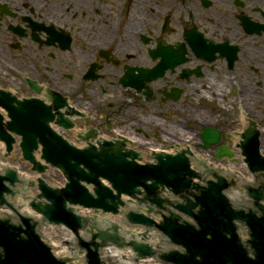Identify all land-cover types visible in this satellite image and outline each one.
Listing matches in <instances>:
<instances>
[{
  "label": "flooded vegetation",
  "instance_id": "1",
  "mask_svg": "<svg viewBox=\"0 0 264 264\" xmlns=\"http://www.w3.org/2000/svg\"><path fill=\"white\" fill-rule=\"evenodd\" d=\"M26 78L142 154L202 151L204 126L238 155L257 136L264 154V0H0V87L30 91Z\"/></svg>",
  "mask_w": 264,
  "mask_h": 264
},
{
  "label": "water",
  "instance_id": "2",
  "mask_svg": "<svg viewBox=\"0 0 264 264\" xmlns=\"http://www.w3.org/2000/svg\"><path fill=\"white\" fill-rule=\"evenodd\" d=\"M63 104L57 101L54 109ZM0 108L7 116L4 120L0 113V141L5 145L6 154L12 150L18 136L21 160L31 164V171L42 173L50 165L66 177L60 188H53L37 178L39 193L29 201V206L40 215L38 217L22 213L21 205H14L16 197L26 191L27 181L19 178L13 168H3L0 208L9 209L12 214L0 213V264H73L76 257L55 256L51 246L41 239L37 231L41 218L47 223L62 224L76 235L84 227L89 237L80 238L77 243L78 252L83 253L82 264H114L100 257V250L108 245L129 246L136 255L134 260L153 256L169 264H264V207L258 203L264 197V185L244 188L198 159L194 167L202 175L204 184L194 182L192 178L198 174L190 168L186 155L189 150L175 155L156 154L153 163H138L137 154L123 150L121 141L116 144L103 140L98 146L89 142L88 146L78 148L52 130L49 122L53 121L54 114L50 106L36 97L17 99L10 92L0 90ZM58 115L55 120L58 126L64 129L72 126L62 113ZM203 140L206 145L218 142V138L209 133ZM39 146L40 158L45 164L35 158L34 152ZM222 155L231 156L223 150L216 158ZM251 170L263 171L264 167H251ZM104 179L109 185L102 182ZM34 184L30 181V185ZM87 185H92V191ZM163 187L170 188L180 199L156 195V190ZM230 188L244 190L254 199L257 211H245L240 204L235 205L225 194ZM140 193L143 196L136 197L137 201L149 202L145 205L147 215L139 209H125L123 220L130 225L156 229L160 241L169 245L168 250L159 246L154 249L134 239L127 241L119 234L120 227L115 223L98 228L95 223H87L90 217L78 215L73 207L116 214L124 204L122 194ZM164 203L169 205L167 209ZM163 209L166 212L163 213ZM13 214L17 216L16 221L12 219ZM155 215L159 217L158 222L153 218ZM243 222L249 228L247 244L238 233Z\"/></svg>",
  "mask_w": 264,
  "mask_h": 264
},
{
  "label": "rangeland",
  "instance_id": "3",
  "mask_svg": "<svg viewBox=\"0 0 264 264\" xmlns=\"http://www.w3.org/2000/svg\"><path fill=\"white\" fill-rule=\"evenodd\" d=\"M7 83H9L8 81H3V85H2V87H6V85H7ZM8 88V87H7ZM29 95L30 94V91H27V92H21V95ZM186 137V136H185ZM180 140H182V139H184V138H179ZM178 139V140H179ZM154 140H150V142H153ZM170 141V140H169ZM160 142H161V140H160ZM164 142V141H163ZM186 142V141H185ZM190 142H192V144H194L193 143V141L192 140H190ZM187 143V142H186ZM0 160H1V153H0ZM5 161H10V162H14V161H16V159H15V157L13 158V159H4ZM71 235H70V233L69 232H67V230H65V229H59V230H56V231H51V236L50 235H48V238L49 237H51L52 238V241H54L55 242V244H56V246H57V248H58V246L59 247H61L62 249H66V247H67V245H65L64 243H63V239L65 238V237H70ZM65 239H68V238H65ZM69 240V239H68ZM70 241V240H69ZM71 242V241H70ZM61 248H58L57 249V251H59V249H61ZM61 249V250H62Z\"/></svg>",
  "mask_w": 264,
  "mask_h": 264
},
{
  "label": "bare ground",
  "instance_id": "4",
  "mask_svg": "<svg viewBox=\"0 0 264 264\" xmlns=\"http://www.w3.org/2000/svg\"><path fill=\"white\" fill-rule=\"evenodd\" d=\"M222 85L224 86L225 84H223L222 83ZM43 92L41 93V95L43 96ZM67 103V102H66ZM66 105H64V107H62L61 109H60V111L64 114V115H67V111H66ZM96 137H94V138H92L91 139V142H93V143H96L97 141V139H95ZM236 139H237V137H236ZM101 140L102 139H98V141H100L101 142ZM116 144H117V142H115ZM124 150H125V147L123 148ZM176 150V149H175ZM175 150H172V152H174ZM137 154V159H136V161L138 162V163H142L143 161H145L144 159H146V155H144V154H142V155H140V154H138V153H136ZM102 181H104V183L105 182H107V181H105V179L104 180H102ZM105 184H108L109 185V183L107 182V183H105ZM90 187L92 186V185H89ZM164 190H165V188H164ZM140 194H142V193H140ZM132 196H128V195H126V194H122L121 195V198L125 201L124 202V204L122 205V206H124V205H126V204H130V203H132V201L131 200H126V199H128V198H131ZM134 204V203H133ZM137 231H140V229H138V228H132V230L130 231V232H134V234L135 235H137ZM47 233V232H46ZM151 235L153 234V233H150ZM47 235V234H46ZM59 247V246H58ZM59 248H61V247H59ZM60 251V250H59ZM120 263L121 264H127V263H125V262H123V261H120Z\"/></svg>",
  "mask_w": 264,
  "mask_h": 264
}]
</instances>
